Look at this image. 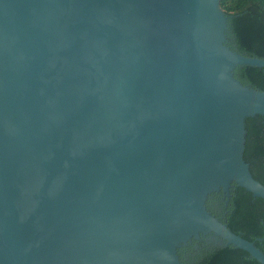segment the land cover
<instances>
[{
	"label": "water",
	"instance_id": "obj_1",
	"mask_svg": "<svg viewBox=\"0 0 264 264\" xmlns=\"http://www.w3.org/2000/svg\"><path fill=\"white\" fill-rule=\"evenodd\" d=\"M219 0H0V264H182L191 240L264 253L211 213L234 186L264 58Z\"/></svg>",
	"mask_w": 264,
	"mask_h": 264
},
{
	"label": "trees",
	"instance_id": "obj_2",
	"mask_svg": "<svg viewBox=\"0 0 264 264\" xmlns=\"http://www.w3.org/2000/svg\"><path fill=\"white\" fill-rule=\"evenodd\" d=\"M227 19V44L237 52L264 58V0H219ZM233 76L241 83L264 90V67L237 66ZM242 158L251 176L264 185V117L253 115L244 122ZM228 212L222 219L227 227L242 238L253 241L264 253V200L234 185L229 190ZM182 264H259L238 248L210 247Z\"/></svg>",
	"mask_w": 264,
	"mask_h": 264
},
{
	"label": "flooded vegetation",
	"instance_id": "obj_3",
	"mask_svg": "<svg viewBox=\"0 0 264 264\" xmlns=\"http://www.w3.org/2000/svg\"><path fill=\"white\" fill-rule=\"evenodd\" d=\"M225 197H223L219 192L212 194L206 200L207 209L213 213L219 219H224L225 215L228 212V201H224ZM184 248L180 250L179 254H181V258L185 262H192L194 260L195 255L199 254L200 251L208 249L205 245L203 246L202 239L199 240H191L188 242Z\"/></svg>",
	"mask_w": 264,
	"mask_h": 264
}]
</instances>
